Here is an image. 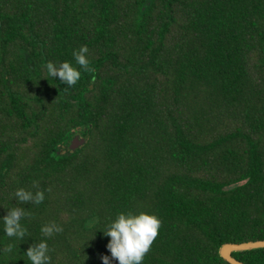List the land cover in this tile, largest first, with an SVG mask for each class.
Instances as JSON below:
<instances>
[{"label": "trees", "instance_id": "trees-1", "mask_svg": "<svg viewBox=\"0 0 264 264\" xmlns=\"http://www.w3.org/2000/svg\"><path fill=\"white\" fill-rule=\"evenodd\" d=\"M81 45L75 85L48 76L49 61L79 68ZM21 187L43 202L16 201ZM10 207L27 235L0 220L16 245L0 264H30L41 239L51 264H103L120 212L161 220L142 264H230L224 242L264 239V0H0V217ZM49 222L63 231L44 237ZM233 254L264 264V247Z\"/></svg>", "mask_w": 264, "mask_h": 264}, {"label": "clouds", "instance_id": "clouds-1", "mask_svg": "<svg viewBox=\"0 0 264 264\" xmlns=\"http://www.w3.org/2000/svg\"><path fill=\"white\" fill-rule=\"evenodd\" d=\"M87 52V45H81L78 50H73L72 55L79 68L70 61H63L59 64L49 61L44 68L48 76L58 79L67 86H73L81 78V69L90 70ZM14 197L16 201L23 204L28 202L40 204L45 198L43 190L33 192L22 187L16 189ZM27 215L24 208H8L6 214L0 217L3 222V234L17 241H25L27 228L21 224V219ZM160 225L161 220L154 213L145 211L118 213L105 228L101 229L103 234L109 237L106 248L110 257L118 264H142L145 254L158 234ZM40 231L44 237H51L54 233L62 232L63 228L54 222H49L42 225ZM15 246L11 242L0 246V255L12 253ZM49 251L47 240L41 239L37 243L30 244L23 252V256L27 257L30 264H51ZM110 257L101 255L100 259L103 264H111Z\"/></svg>", "mask_w": 264, "mask_h": 264}, {"label": "water", "instance_id": "water-1", "mask_svg": "<svg viewBox=\"0 0 264 264\" xmlns=\"http://www.w3.org/2000/svg\"><path fill=\"white\" fill-rule=\"evenodd\" d=\"M84 142L80 135H77L71 144V148H76ZM264 247V239L246 240L241 242H224L219 249L220 255L230 264H246L244 261L238 259L233 253L237 251H244Z\"/></svg>", "mask_w": 264, "mask_h": 264}]
</instances>
